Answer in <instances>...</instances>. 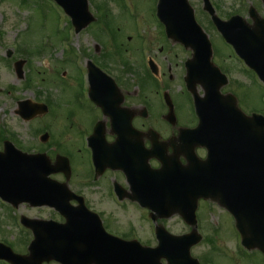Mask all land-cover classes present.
<instances>
[{
	"label": "flooded vegetation",
	"instance_id": "flooded-vegetation-1",
	"mask_svg": "<svg viewBox=\"0 0 264 264\" xmlns=\"http://www.w3.org/2000/svg\"><path fill=\"white\" fill-rule=\"evenodd\" d=\"M135 40L138 48L134 44L136 54L134 67L120 64L123 62L113 58L115 55L108 48H104V53L100 56L97 52L94 56L87 57V60H91L105 73L107 71L116 82L118 92L92 95L102 100V107L91 101L88 86L82 83V75L86 71L85 62L83 68L71 69L74 75L71 72L73 76L69 78L73 81L68 79V84L65 85L73 90V95L68 99L71 105L62 117L53 118L52 124L41 120L50 114L51 109L52 113L57 111L54 109L57 100L50 95L43 99L39 97V103L45 104L48 112L27 122L32 124L31 140L38 142L36 148L29 152L44 153L50 158L57 155L67 157L71 168L69 179L65 180L64 175L60 173L54 178L68 188L71 194L69 206L76 207L82 203L99 217L107 233L120 238L141 237L144 245L153 246L150 239L153 236L154 224L148 219L149 213L136 203L131 184L134 180L145 183L147 174L160 169L163 163L185 166L189 151L199 159H205L207 151L187 139L177 140L179 128H192L196 123L185 92L180 93L181 98L177 94L175 97L167 83L162 85L144 83L151 81L146 77V73L151 75L146 60H150L154 69L158 70L161 81L173 80L171 64H162L156 60L165 50L169 51L172 45L166 47L167 41L159 28L158 33L151 39L136 36ZM155 41L156 44H163L156 53L153 50ZM113 42L119 45L121 50L125 51L128 47H124L118 37L114 38ZM146 50L149 55L143 60L142 54ZM165 60L164 56L163 62ZM111 61L114 62L113 69L109 70L106 64L109 63L111 66ZM221 64L228 70L223 62ZM122 74L131 77V84L128 80L126 83L122 81L120 77ZM165 94L171 103L176 122L174 125L171 123V117H166L169 107L163 100ZM180 120L184 122L181 124ZM96 126H98L96 135L102 137L101 147L105 155L111 154L116 143L118 165L114 167L115 169L96 171L91 163V148L87 141L93 135ZM11 133L0 130V152L3 151L6 141L25 151ZM97 141L95 143H99V140ZM77 154L80 157L78 160ZM76 163L80 164L78 168L75 167ZM39 209L50 211L46 216L39 213V219L64 222L55 210ZM130 212L137 215L135 223H132V220L126 221L129 219L128 216L126 220L122 219L123 213L128 215Z\"/></svg>",
	"mask_w": 264,
	"mask_h": 264
},
{
	"label": "rangeland",
	"instance_id": "rangeland-1",
	"mask_svg": "<svg viewBox=\"0 0 264 264\" xmlns=\"http://www.w3.org/2000/svg\"><path fill=\"white\" fill-rule=\"evenodd\" d=\"M94 1L95 4L91 0H88L89 10L95 16L97 14L100 17L102 14V18L108 13L109 20L116 22V25L113 24V28L114 30L117 29L119 41L123 43L124 47L128 46L125 51L121 50L123 63L120 64H128L134 67L136 61L134 44L137 48L138 44L135 40L133 28L137 22L143 29L148 28L154 34L157 32L153 30L150 19L154 1L135 0L134 6L136 12L134 16L137 18L136 21L134 19L127 20L112 0ZM210 1L213 5L214 3L217 5V10L224 18L235 14L249 21L247 10L249 6H252L264 19V9L260 0ZM188 2L194 9L198 24L209 36L213 46L214 61L219 65L223 62L225 66L231 68L230 71L233 74V78L244 86L242 89L239 88L240 86L237 88H224V91H231L234 94L242 96L245 92L244 88H246L247 94L244 93V96L247 98V109L262 108L264 110V105L261 102L264 88L250 84L249 78L238 71L234 65L235 63L222 48L221 50H223L224 55L220 54L221 50L218 48L221 47L219 39L208 24L209 18L207 14L202 11V2L200 0H188ZM121 17L123 19L122 22L120 21ZM73 36L74 34L70 31L68 18L51 0H0V124L3 127L7 126L9 129H12L18 135L17 140H19L25 149L35 147L38 145V142L32 141L30 138L32 124L21 122L15 115L16 100L29 99L36 101L35 99L39 97L43 99L48 95L52 96L57 100V106L54 108L57 111L52 113L53 109H51L50 114L41 120L52 124L53 118L62 117L71 105L68 99L73 95V90L65 85L68 84V79L73 81L72 78H69L74 75L71 71L72 66L69 64L75 61V52L77 55L94 56L95 49L99 48V56L104 53L105 46L99 23L90 25L80 31L78 35ZM70 37L73 38L68 46L67 40ZM15 43L20 49L31 52V56L28 57V64L23 67L24 77L22 80L16 78L10 63L16 59H23L25 57L15 51L11 54L9 61L5 60L6 50H11L13 45L15 46ZM160 44H156V41L153 43L155 53ZM108 49L111 50L109 44ZM37 50H39V54L35 52ZM164 56L166 60L163 62ZM189 57L188 52L173 48L169 51L165 50L156 58L162 64L171 63L172 65L173 80L168 85L171 87L172 94L175 97L177 96L176 92L179 90L178 87H183L180 78L183 74L179 68ZM113 63L111 61V66L109 63L106 64L109 70L113 69ZM176 63L179 65L177 68L174 67ZM63 71H67L66 80L57 75ZM120 77L124 83L128 80V83L131 84L130 80L132 79L129 75L125 76L122 74ZM27 78L35 85L32 88L37 94L35 97L31 94L30 90L24 89ZM39 93L41 96H39ZM187 112L189 113V108H187ZM183 122V120H180L181 124ZM78 154L76 156L77 160L80 158ZM79 166V163L75 164L76 168ZM39 213L46 216L50 211H41L21 206L17 209L15 216L23 215L27 218H39ZM197 215L207 238L205 242L203 241L191 249V256L197 259L200 264L204 263V258L212 259L214 264H262L261 257L256 253L245 257H238L233 244L234 234L231 218L226 211L212 203H201ZM127 216L129 219H127ZM135 218H137V215L133 212H130L128 215L126 213L122 214L123 220H132V223H135ZM14 226L10 218L0 211V241L9 246L15 253L26 254V248L31 236L29 238L25 231L22 229L18 230ZM165 227L172 234L187 232V229L182 227L179 218L176 217L167 220ZM0 264H4V262L0 261Z\"/></svg>",
	"mask_w": 264,
	"mask_h": 264
},
{
	"label": "water",
	"instance_id": "water-1",
	"mask_svg": "<svg viewBox=\"0 0 264 264\" xmlns=\"http://www.w3.org/2000/svg\"><path fill=\"white\" fill-rule=\"evenodd\" d=\"M55 1L59 5H61L66 13L78 23L77 25V23L73 20V22L76 24L77 32L92 21V18L87 13L86 0ZM160 6L163 12H171L169 26L171 28L170 33L171 37H173L172 39L174 40V38H176L183 43H193L194 47L190 46L194 52L192 59L190 60V63L192 64L190 68L191 71L189 70V74L186 79L187 87H189L190 92H192L193 95H196V86L200 85L204 89L206 98L217 96L219 88L224 83L221 80L219 71L215 69L210 63V45L205 35H203L201 30L194 23L192 12L189 9L186 0H161ZM251 15L254 21L258 19L254 11H251ZM234 44L237 46V48L239 47L241 49V54L246 58L247 54H245L244 50L242 49V43L235 41ZM255 65L257 66L255 68L258 69L261 72V75L264 77V59L262 67L259 61ZM234 104L235 102L233 100V105ZM217 116L222 119L221 115ZM237 116L238 115L236 113V117ZM260 118V116L253 115L251 118H247V120L250 122V125L253 126L256 124L257 119ZM261 119L264 120L263 118ZM235 132L236 134H238L239 132L237 127L235 129ZM246 143L250 148L247 153L249 156V171L252 170L255 175H257L259 172L264 175V146H260L259 142L249 139H247ZM12 150L13 153L6 156V159L9 160L11 158L12 164H19V167L20 165L23 166L20 170L23 175V177L21 178L22 186L17 183V181H20V178H16L15 173H12L13 177L11 190L13 197H15L14 200H17L19 202H30L33 206L39 205V181H43V179H45L47 175L40 173V162L38 161V159H41V157L38 158L22 155L15 149L12 148ZM51 172L52 171H50L49 173ZM195 182L196 180L194 179L188 181V183L185 184L181 190L182 199H187V201L180 203V198H178L171 201L170 203L162 202L160 204L163 214L161 217L168 218L177 213L181 215L188 223L193 222L192 220L196 209V203L201 197L200 194L196 193L195 188L190 187V185ZM7 186L10 187L9 184H7ZM263 187L264 185H261L258 188L249 187L248 195L251 203L249 208L247 209V213L252 219L259 220L264 218V200L261 194L258 195L260 203H254L259 189L263 190ZM226 207L227 209H229L231 207V204L227 203ZM25 225L32 229L34 235V239L28 249L29 255L27 257L16 256L12 254L9 249L5 248L4 250L6 251V254L4 255V257L0 258L8 260L11 264H41V262L44 261V258H39V245H42L44 241L43 237L39 236L38 222L36 220H26ZM255 227L259 229V240L252 243V238L254 237V235L246 236L249 246L248 248L251 249V247H256L264 254V227L260 226L259 223H256ZM160 233L162 234V236L164 235L165 238H172L161 230ZM184 238H187L188 242H192L194 236L193 234H191L188 237ZM185 241L186 240L180 241V239H175L177 247H175L174 249L169 248L168 244L170 242H165L164 245H161L158 249L153 250L142 249L141 247L137 248L133 246L132 243H124L123 245H120V247H115L113 250L107 252L92 248L91 252H86V257H88V264H159L158 261L161 258L167 259L169 264H197L196 261L192 260L189 257V248L194 242L186 245L184 244ZM92 244L94 245L95 243L93 242ZM97 244H101V241H99ZM176 254L177 257L175 258ZM45 260L49 261L50 258H46Z\"/></svg>",
	"mask_w": 264,
	"mask_h": 264
}]
</instances>
